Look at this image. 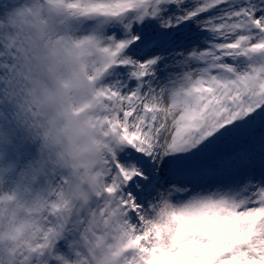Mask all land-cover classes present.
I'll return each instance as SVG.
<instances>
[{
    "label": "snow or ice",
    "instance_id": "snow-or-ice-1",
    "mask_svg": "<svg viewBox=\"0 0 264 264\" xmlns=\"http://www.w3.org/2000/svg\"><path fill=\"white\" fill-rule=\"evenodd\" d=\"M84 3L121 134L101 264H264V0Z\"/></svg>",
    "mask_w": 264,
    "mask_h": 264
},
{
    "label": "clouds",
    "instance_id": "clouds-1",
    "mask_svg": "<svg viewBox=\"0 0 264 264\" xmlns=\"http://www.w3.org/2000/svg\"><path fill=\"white\" fill-rule=\"evenodd\" d=\"M85 7L0 0V264H101L108 218L96 202L121 134L101 83L111 45L84 30ZM16 128L35 144L26 162L13 155Z\"/></svg>",
    "mask_w": 264,
    "mask_h": 264
},
{
    "label": "rangeland",
    "instance_id": "rangeland-1",
    "mask_svg": "<svg viewBox=\"0 0 264 264\" xmlns=\"http://www.w3.org/2000/svg\"><path fill=\"white\" fill-rule=\"evenodd\" d=\"M18 144L21 147L23 162L31 159L35 155V144L28 139L23 129L17 128Z\"/></svg>",
    "mask_w": 264,
    "mask_h": 264
},
{
    "label": "bare ground",
    "instance_id": "bare-ground-1",
    "mask_svg": "<svg viewBox=\"0 0 264 264\" xmlns=\"http://www.w3.org/2000/svg\"><path fill=\"white\" fill-rule=\"evenodd\" d=\"M17 140H18V137H16L15 139V142H14L15 146H17Z\"/></svg>",
    "mask_w": 264,
    "mask_h": 264
}]
</instances>
